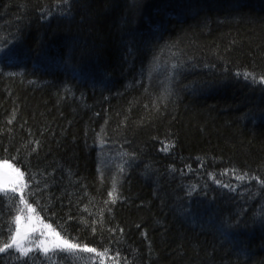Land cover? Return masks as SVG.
<instances>
[{"label":"trees","instance_id":"16d2710c","mask_svg":"<svg viewBox=\"0 0 264 264\" xmlns=\"http://www.w3.org/2000/svg\"><path fill=\"white\" fill-rule=\"evenodd\" d=\"M262 77L264 0H0V163L107 249L0 264H264Z\"/></svg>","mask_w":264,"mask_h":264},{"label":"snow or ice","instance_id":"6c2138e0","mask_svg":"<svg viewBox=\"0 0 264 264\" xmlns=\"http://www.w3.org/2000/svg\"><path fill=\"white\" fill-rule=\"evenodd\" d=\"M250 73H244L245 78H248L250 76ZM260 83H264V77L260 79ZM11 123V121H9ZM169 148V145L164 146V151H167ZM0 168L9 169L12 173L15 174V181L9 185L8 182L5 180L3 182H0V195H3L5 197H8L9 191L12 193L21 192L23 193L24 189L27 187V185L24 183V173L21 172L18 168H15L10 163H3L0 165ZM6 175V174H5ZM246 178L245 175L238 176L237 179L244 180ZM116 188L113 187L112 191L109 192V198L111 202H115L116 200ZM11 200V197H8ZM21 203H25L24 196L21 195ZM28 211L29 213H34L35 209L28 205ZM38 219V217H37ZM22 217L20 215H17L13 223H15L16 227L15 230L11 233L10 241L3 244L2 247H0V253H4L8 251L9 249H15V251L19 252L20 257H27L30 252L34 250H39L47 257L50 252H56V251H62V252H69V253H75L77 251L79 252H89V253H96L98 256H105L107 255V249L104 253H98L95 248H89L87 246H82L78 243H73L71 240L67 239L66 237H62L59 232H56L54 229H52L51 225H43L44 229L48 230V234L51 235L54 239L51 241L52 246H48V242L45 240H40L38 242H35L36 247H26L25 241H28L29 243H33V241L30 239V233L35 232L38 229L36 227L31 226H25L21 223ZM29 220H32V217H29ZM44 232H41V235H44ZM127 264V262H126Z\"/></svg>","mask_w":264,"mask_h":264},{"label":"rangeland","instance_id":"374dc122","mask_svg":"<svg viewBox=\"0 0 264 264\" xmlns=\"http://www.w3.org/2000/svg\"><path fill=\"white\" fill-rule=\"evenodd\" d=\"M3 163H0L2 165ZM6 174V175H5ZM15 174L11 172L9 169L0 168V182L7 181L9 185H11L15 181ZM9 193H12L9 191ZM18 196L19 199H21V192L12 193ZM28 205L26 203H21L18 209V214L22 217L21 223L25 226H31L36 227L38 230L35 232L30 233V239L33 241V243H29L28 241H25L26 247L34 248L36 247L35 242H38L40 240H45L48 242V246L51 247V241L54 239L51 235L48 234V230L43 228V225L39 219H37L35 213H29L28 211ZM32 217V220H29V217ZM16 227V225H15ZM41 232H44V235H41ZM15 250V249H14ZM39 251V250H34ZM41 252V251H40ZM19 253V252H18Z\"/></svg>","mask_w":264,"mask_h":264}]
</instances>
